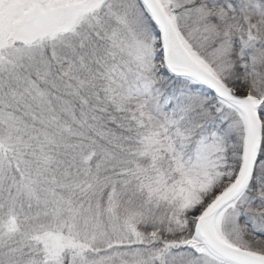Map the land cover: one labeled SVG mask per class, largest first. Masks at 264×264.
Wrapping results in <instances>:
<instances>
[{"label":"snow or ice","instance_id":"obj_1","mask_svg":"<svg viewBox=\"0 0 264 264\" xmlns=\"http://www.w3.org/2000/svg\"><path fill=\"white\" fill-rule=\"evenodd\" d=\"M0 264H264V0H0Z\"/></svg>","mask_w":264,"mask_h":264}]
</instances>
